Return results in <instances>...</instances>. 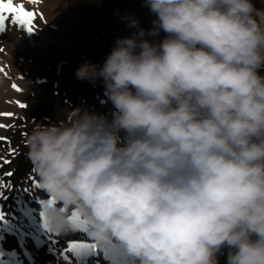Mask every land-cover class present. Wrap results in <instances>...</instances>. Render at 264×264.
<instances>
[{
  "label": "clouds",
  "instance_id": "obj_1",
  "mask_svg": "<svg viewBox=\"0 0 264 264\" xmlns=\"http://www.w3.org/2000/svg\"><path fill=\"white\" fill-rule=\"evenodd\" d=\"M143 3L152 28L125 17L135 31L75 72L103 81L111 118L73 108L28 133L44 222L126 264H264V8Z\"/></svg>",
  "mask_w": 264,
  "mask_h": 264
},
{
  "label": "rangeland",
  "instance_id": "obj_2",
  "mask_svg": "<svg viewBox=\"0 0 264 264\" xmlns=\"http://www.w3.org/2000/svg\"><path fill=\"white\" fill-rule=\"evenodd\" d=\"M85 1L74 0V4H69L72 13L60 20L64 24L63 27L49 34L44 35L45 26L39 18L35 21L37 30L32 33H28L19 25H13L11 17L5 22L3 32H0V44L9 39L8 43H15L13 46L17 48L21 40L25 39L34 49L28 70L31 80L20 88L22 91L19 101L27 107L21 108L17 105L13 111L15 116L8 118L6 122L14 127L0 131V136L8 138L7 142L0 141V158L11 161L10 164H3L0 159V181L4 184L11 182V188L0 186V191L4 193L3 198H0V211L4 213L3 219H0V240L10 239L7 245L10 249H19L22 243L20 237L30 236L29 239L32 241V236L37 235L32 241L34 245L36 244L39 237L36 225L44 223L42 209L46 204L53 202L46 198V193L33 184V179L36 181L38 179L25 156L30 129L37 122H66L73 108L87 109L111 118L113 106L107 98L103 81L77 79L76 69L85 61L102 65L116 39L131 35L135 31L128 27V20L125 17H135L140 27L145 30L153 26L155 16L145 6L143 0H94L98 6L93 13L86 7ZM137 2L139 6L134 4ZM257 7L264 8V1ZM164 35L161 32L156 37L147 38L159 41ZM44 39L46 45L40 51L37 50ZM6 53L8 54L7 48ZM10 148L16 150L14 155L10 154ZM20 165L23 169L19 174L17 171ZM9 171L14 173L13 176L4 175ZM75 236L82 234L76 233ZM69 238L70 232L58 234L55 239L51 238L50 248L40 249L43 260L49 253L48 250L54 252L55 248L60 254L71 257L72 263L76 259V264H90L93 256L85 254L78 258L81 252L76 254L65 251ZM120 258L118 253L113 257L107 255L103 264H126L124 258L121 259L123 261H120ZM38 260L40 262V258ZM225 261L226 257L221 256L220 264H225Z\"/></svg>",
  "mask_w": 264,
  "mask_h": 264
},
{
  "label": "bare ground",
  "instance_id": "obj_3",
  "mask_svg": "<svg viewBox=\"0 0 264 264\" xmlns=\"http://www.w3.org/2000/svg\"><path fill=\"white\" fill-rule=\"evenodd\" d=\"M262 1L264 0H255L256 6ZM15 2H23L27 10L43 12L45 19L41 21L45 26L44 35L49 34L55 29H61L64 24L61 23L60 20L72 13L69 4L65 6L64 0H36L35 3H33V0H15ZM8 41L9 39L3 44H0V47L4 49L3 52H0V68H4V72H0V81H4L7 86L6 91H0V112H13L17 108L15 101L19 100L21 91L14 90L12 85L15 83L19 86V88H21L26 82H28V80H31L28 76V70L29 65L31 64L30 57L34 54V49L25 39L21 40V43L17 46V48L13 46L15 43L10 44ZM45 45L46 41L44 39L37 47V50L40 51ZM6 48L8 49V54L6 53ZM9 101H11V103H9ZM7 120L8 117L0 118V123L6 124ZM1 130L2 129H0V131ZM73 214L75 213L73 212ZM75 219L78 220L79 217L75 215ZM76 226L86 230L82 224H77ZM35 229L37 233H39L38 236L42 243L49 241L50 238L55 239L54 233L46 228L44 223L36 225ZM36 236L37 235H34L33 238ZM20 239L22 243L29 244L30 248L28 255H25L24 257L20 256L22 261L18 264H55L56 261H60L59 256L54 254L45 255L46 258L43 260L40 249L42 248V250H44V245L42 247H39L38 245L35 246L34 242L32 243L29 237H20ZM9 242L10 239H3L0 244V250L7 248ZM52 247L54 248V245ZM4 251L5 250H3L1 253H4ZM75 253L79 254V251H76ZM115 253H118V255L121 256L118 247L106 248L103 250L97 248L90 264H103L105 261V256L108 255L113 257ZM38 258H40V262L38 261ZM121 259H123L122 256L120 261H123ZM3 264L11 263L7 262V257H5ZM60 264L64 263L60 261ZM73 264H76V261H74Z\"/></svg>",
  "mask_w": 264,
  "mask_h": 264
},
{
  "label": "snow or ice",
  "instance_id": "obj_4",
  "mask_svg": "<svg viewBox=\"0 0 264 264\" xmlns=\"http://www.w3.org/2000/svg\"><path fill=\"white\" fill-rule=\"evenodd\" d=\"M36 0H33V3H35ZM9 17H11V23L13 25H19L21 28L26 29L28 33H32L37 30V26L35 24V21L37 18L40 20H44V14L43 12L36 11V10H27L25 8V5L23 2L16 3L15 0H0V32H3L4 30V25L5 22L9 20ZM4 49L0 47V52H3ZM0 72H4V68H0ZM13 89L16 91H22L18 85L13 83L12 85ZM11 103V101H9ZM15 103L21 107L25 108L27 105L23 104L19 100L15 101ZM15 116V113L13 112H0V118L3 117H8L12 118ZM14 125L12 124H4L0 123V129L4 128H12ZM7 137L0 136V141H6L7 142ZM10 143V142H9ZM15 149L10 148L9 152L10 154L14 155L15 154ZM2 159L3 164H10L11 161L9 159ZM34 171V169H33ZM13 172L9 171L4 173L5 176L11 177L13 176ZM33 184L35 187L40 188L39 182L33 179ZM0 186L2 187H8L11 188V182L8 184H4L3 181H0ZM4 193L0 191V198H3ZM4 213L3 211H0V219H3ZM41 216H43V212L41 213ZM73 218H75V214H73ZM44 225L46 228H48L46 222H44ZM86 247H92L95 248V245H87L83 242H77V241H70L68 244V248L65 250L66 252H76L80 249L86 248Z\"/></svg>",
  "mask_w": 264,
  "mask_h": 264
},
{
  "label": "trees",
  "instance_id": "obj_5",
  "mask_svg": "<svg viewBox=\"0 0 264 264\" xmlns=\"http://www.w3.org/2000/svg\"><path fill=\"white\" fill-rule=\"evenodd\" d=\"M94 0H86L85 1V5L87 8H90V10L92 11V13L95 11V9L97 8L98 4L96 2H93ZM136 4L135 6H139L138 2L134 3ZM119 18V17H118ZM22 165L19 166L18 168V173L20 174L22 172Z\"/></svg>",
  "mask_w": 264,
  "mask_h": 264
}]
</instances>
